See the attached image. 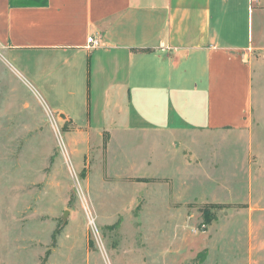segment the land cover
I'll return each instance as SVG.
<instances>
[{"label":"rangeland","instance_id":"374dc122","mask_svg":"<svg viewBox=\"0 0 264 264\" xmlns=\"http://www.w3.org/2000/svg\"><path fill=\"white\" fill-rule=\"evenodd\" d=\"M262 25L244 128L72 147L0 46V264H264Z\"/></svg>","mask_w":264,"mask_h":264},{"label":"crops","instance_id":"0c3cea01","mask_svg":"<svg viewBox=\"0 0 264 264\" xmlns=\"http://www.w3.org/2000/svg\"><path fill=\"white\" fill-rule=\"evenodd\" d=\"M263 17L264 0H0V46L69 124L70 147L240 129Z\"/></svg>","mask_w":264,"mask_h":264},{"label":"built area","instance_id":"2783aa9c","mask_svg":"<svg viewBox=\"0 0 264 264\" xmlns=\"http://www.w3.org/2000/svg\"><path fill=\"white\" fill-rule=\"evenodd\" d=\"M101 44L100 40L97 39L95 36H90L88 38V45H89V48L91 49H94V48H97L99 47Z\"/></svg>","mask_w":264,"mask_h":264},{"label":"trees","instance_id":"16d2710c","mask_svg":"<svg viewBox=\"0 0 264 264\" xmlns=\"http://www.w3.org/2000/svg\"><path fill=\"white\" fill-rule=\"evenodd\" d=\"M53 245H56L55 237L53 238ZM49 253H50V252H48L47 255H50Z\"/></svg>","mask_w":264,"mask_h":264}]
</instances>
